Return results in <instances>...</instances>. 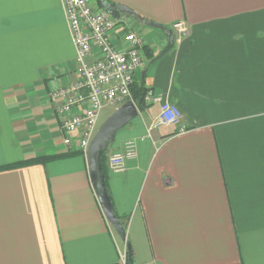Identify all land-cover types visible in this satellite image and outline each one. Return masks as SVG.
I'll use <instances>...</instances> for the list:
<instances>
[{"label": "crops", "instance_id": "0c3cea01", "mask_svg": "<svg viewBox=\"0 0 264 264\" xmlns=\"http://www.w3.org/2000/svg\"><path fill=\"white\" fill-rule=\"evenodd\" d=\"M108 2L172 31L174 44L122 12L112 37L121 46L127 30L142 34L134 82L183 113L152 127L160 103L137 106L103 158L131 249L50 97L77 78L62 0H0V264H123L130 252L135 264H264V0ZM129 139L138 156L115 172L109 155ZM22 162L31 163L6 168Z\"/></svg>", "mask_w": 264, "mask_h": 264}, {"label": "built area", "instance_id": "2783aa9c", "mask_svg": "<svg viewBox=\"0 0 264 264\" xmlns=\"http://www.w3.org/2000/svg\"><path fill=\"white\" fill-rule=\"evenodd\" d=\"M62 3L76 48L77 78L52 89L50 97L59 100L56 112L68 134L64 140L66 145L86 155L102 109L133 100L131 85L135 71L143 64L146 41L138 31L129 29L122 37L121 46L115 45L112 34L121 27L122 20L105 10L100 0H62ZM172 27L178 34L189 31L181 21ZM91 56L94 60L88 62ZM145 100L147 104L160 103V113L152 127L180 123L183 113L176 105L152 90H147ZM73 133H77V140L72 137ZM137 156L136 140H126L121 150L109 155V166L115 172H123L126 161ZM126 259L125 253L123 264Z\"/></svg>", "mask_w": 264, "mask_h": 264}, {"label": "water", "instance_id": "95a60500", "mask_svg": "<svg viewBox=\"0 0 264 264\" xmlns=\"http://www.w3.org/2000/svg\"><path fill=\"white\" fill-rule=\"evenodd\" d=\"M102 7L107 10L112 16L120 18L122 12L134 14L139 17L145 24L164 30L171 37V42L174 44V36L171 30L162 26L161 24L145 20L138 16L133 10L122 5L108 0H100ZM139 115V109L134 100H127L120 105L106 120L100 125L94 138L92 139L86 159L88 162V169L91 177V182L96 196L99 200L101 208L108 219V221L115 228L120 239L126 242L131 249L130 242L127 241V230L119 216L117 215L110 194L105 185V174L101 167V157L106 152L109 146L116 140L119 130L128 125Z\"/></svg>", "mask_w": 264, "mask_h": 264}, {"label": "trees", "instance_id": "16d2710c", "mask_svg": "<svg viewBox=\"0 0 264 264\" xmlns=\"http://www.w3.org/2000/svg\"><path fill=\"white\" fill-rule=\"evenodd\" d=\"M131 93H132V99L134 100L136 105L140 109H143L146 106L145 97H146V93H147V88L142 86V85H139V84L133 82L132 85H131ZM75 153H83V152L82 151L71 152V154H75ZM105 154H106V152H104L102 154V157H101V167H102L103 173H104V170H103V158L105 157ZM46 159H49V158H46ZM42 160H45V159H42ZM35 161H41V159L34 160L32 162H35ZM27 163H31V162H22V164L21 163L15 164V165L8 166L6 168H13V167L21 166V165H24V164H27ZM126 264H135V260H134V258L132 256L131 252H130V254L129 253L127 254Z\"/></svg>", "mask_w": 264, "mask_h": 264}, {"label": "rangeland", "instance_id": "374dc122", "mask_svg": "<svg viewBox=\"0 0 264 264\" xmlns=\"http://www.w3.org/2000/svg\"><path fill=\"white\" fill-rule=\"evenodd\" d=\"M142 35V34H141ZM118 107H115L113 110H116ZM101 123H102V121L101 122H99V127H100V125H101ZM99 127H98V129H99ZM97 129V130H98ZM78 135H75V139L77 140L78 139V137H77Z\"/></svg>", "mask_w": 264, "mask_h": 264}]
</instances>
